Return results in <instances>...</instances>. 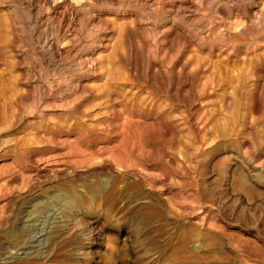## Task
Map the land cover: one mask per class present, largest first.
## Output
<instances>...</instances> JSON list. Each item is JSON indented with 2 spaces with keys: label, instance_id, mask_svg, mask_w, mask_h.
<instances>
[{
  "label": "rangeland",
  "instance_id": "1",
  "mask_svg": "<svg viewBox=\"0 0 264 264\" xmlns=\"http://www.w3.org/2000/svg\"><path fill=\"white\" fill-rule=\"evenodd\" d=\"M0 21V215L39 203L47 226L56 196L102 192L59 229L76 264L146 263L144 214L170 223L160 244L204 216L237 261L231 235L263 246L264 169L240 151L258 164L264 140L232 118L263 113L264 0H0Z\"/></svg>",
  "mask_w": 264,
  "mask_h": 264
},
{
  "label": "bare ground",
  "instance_id": "2",
  "mask_svg": "<svg viewBox=\"0 0 264 264\" xmlns=\"http://www.w3.org/2000/svg\"><path fill=\"white\" fill-rule=\"evenodd\" d=\"M239 23L241 24V20H239ZM8 26L10 27V25L0 21V38L3 37V33ZM198 69L196 68L195 71ZM237 71L234 77L237 83L240 84L243 80V74L246 76L247 73L242 67H239ZM175 73L178 76L186 75V71L183 68ZM194 76L195 73L193 71L187 74V77L190 78ZM224 76L227 78L228 73H225ZM236 103H239V99L236 100ZM238 117L241 119L240 122H238ZM232 125L235 127L234 129L238 135L250 129L260 140H264V105L260 118L255 116L251 111L240 112L239 106H237L233 114ZM221 134L225 136L226 131L223 130ZM132 135L134 134L130 136ZM123 155L124 153H121L120 159H123ZM240 155L243 162L251 166V168L258 170L264 169V160H260L258 164L254 165L255 156L252 155L251 149L241 147ZM120 163H122V160H120ZM254 174L252 173L251 175ZM92 193L93 195L90 199L83 203L77 202L76 199L68 198L66 195L56 196L54 203L57 205L61 203V207L56 211L57 218L53 222L55 224L49 222L47 226L44 225L47 222V215L50 211L47 205L39 208V203L34 205L32 212H19V217L17 215L8 217L0 215V264H76L72 257L76 255V250H68L69 257H64V260L60 261L59 255L54 256L53 249L55 245L62 243V235L59 229L63 227V223L67 222L68 219L70 221V218L75 219L77 213L84 207L83 205L87 203L91 205L92 202H95L96 194H101L102 192L97 191V193H94V190H92ZM64 203L67 204V207L62 209ZM41 204L44 203L41 202ZM53 215L54 213H52ZM158 217L160 216H155V218ZM200 221V227L186 228L183 227V223L176 224L175 227H180L179 234L181 236L171 242L167 241L164 244H160L148 233L149 228L168 227L170 223L163 221V219L154 220L146 214L141 215L140 241L142 245L140 249V263L143 261V258L146 257L147 259L150 257L146 263L141 264H247L251 260L258 264H264V243L263 246L259 247L251 241L231 235L230 237L236 238L238 245L242 243L243 246L240 247L244 248L246 259L242 260V262L237 261L235 259L236 255L234 254L233 256L231 250L225 246L222 234L218 232L212 233L208 229H201L207 222L204 216L200 218ZM35 224L37 228L36 233L33 230ZM236 224L238 223L236 222ZM255 225L256 223H252L249 226L255 227ZM211 226L216 228L215 223ZM165 233H167V230H164ZM201 236L204 237L201 238ZM45 237H49L48 240ZM58 238L59 240L53 242V239ZM79 240L80 237H73L69 241L66 240V244L78 245ZM226 248L228 249L227 251ZM222 252L230 253L231 258L230 256H219Z\"/></svg>",
  "mask_w": 264,
  "mask_h": 264
}]
</instances>
